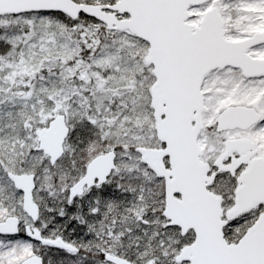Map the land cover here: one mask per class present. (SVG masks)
Returning <instances> with one entry per match:
<instances>
[{
  "label": "snow or ice",
  "instance_id": "obj_1",
  "mask_svg": "<svg viewBox=\"0 0 264 264\" xmlns=\"http://www.w3.org/2000/svg\"><path fill=\"white\" fill-rule=\"evenodd\" d=\"M0 264H264V0H0Z\"/></svg>",
  "mask_w": 264,
  "mask_h": 264
}]
</instances>
